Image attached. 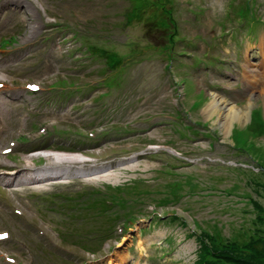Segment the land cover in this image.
Instances as JSON below:
<instances>
[{
  "label": "rangeland",
  "instance_id": "obj_1",
  "mask_svg": "<svg viewBox=\"0 0 264 264\" xmlns=\"http://www.w3.org/2000/svg\"><path fill=\"white\" fill-rule=\"evenodd\" d=\"M231 1L51 0L57 10L29 5L23 11L20 21L45 13L60 27L62 20L73 24L56 31L58 45V39L41 42L28 52L33 42H24L27 47L16 54L17 66L2 67L19 84L24 82L20 72L24 79L61 80L54 92L66 99L60 95L56 110L48 113L52 115L30 122L32 127L43 122L62 125L53 130L46 150L90 156L94 161L83 163L87 170H120L129 161L136 166L111 182L69 177L47 182L43 190L27 184L9 188L29 222L40 224V236L10 212H4L0 230L12 229L26 240L35 264H51V239L55 246H67L65 251L83 254L86 259L68 256L70 264H81L92 257L80 247L88 245L84 236L95 239L96 231H111L133 215L139 218L127 223L124 232L118 228L90 264H198L204 254L198 239L202 230L249 240L254 250L264 251V243L250 239L256 224L262 228L256 207L264 208V0H246L243 13L247 11L250 21L241 30L225 14ZM76 23L90 32L79 34ZM208 47L212 61L204 57ZM217 47L223 49L220 54ZM222 52L229 57L224 59ZM238 61L240 68L234 66ZM237 84L243 85L242 91ZM212 101L218 108L213 115L206 111ZM232 109L249 110L250 117L259 109L261 120L254 112L252 123L241 116L228 126L225 117L235 114ZM172 115L179 126L172 124ZM148 119L154 122L137 124ZM92 130L99 134L95 141L84 135ZM13 137L11 125L4 132V146ZM27 150L18 149L13 165L25 162ZM66 199L77 202L75 210L65 207L74 204ZM105 200L114 204L99 214ZM54 207L65 212H54ZM42 246L48 248L47 255L38 253ZM15 250L19 260L26 258L13 242L0 245V251ZM225 257L238 259L229 253ZM239 257L251 264L249 257Z\"/></svg>",
  "mask_w": 264,
  "mask_h": 264
},
{
  "label": "bare ground",
  "instance_id": "obj_2",
  "mask_svg": "<svg viewBox=\"0 0 264 264\" xmlns=\"http://www.w3.org/2000/svg\"><path fill=\"white\" fill-rule=\"evenodd\" d=\"M206 111H209L211 115L215 113L217 114L218 108L214 101L210 103V106L206 109ZM232 111H234V109H232ZM249 112V110L246 113H240L239 111L235 113L234 111L235 114H229L228 118L225 117V121L228 126L233 125L238 119H240L241 116L245 119L249 118ZM42 153L45 156L48 165L52 166L51 168L46 167L40 169L39 167H36L33 162L34 156L28 155L25 156V163L28 167L32 166L33 171H30L28 167H26L22 172H16L8 177L5 176L4 179L6 183L10 186L22 183L39 185L45 184L42 183L44 181L61 179L66 180L69 177H74L75 179L85 178L84 180H91L93 182H111L118 180L119 175L122 173L121 171H124L125 169L131 170L136 167L131 163L132 161H129L122 163L120 170H111L110 168L98 169L92 167L87 170L84 168L83 163L85 162H83V157L80 154L65 152L58 153L52 151H45ZM38 154L40 153H37V155Z\"/></svg>",
  "mask_w": 264,
  "mask_h": 264
},
{
  "label": "trees",
  "instance_id": "obj_3",
  "mask_svg": "<svg viewBox=\"0 0 264 264\" xmlns=\"http://www.w3.org/2000/svg\"><path fill=\"white\" fill-rule=\"evenodd\" d=\"M261 209L264 211V208L257 205L256 221L262 225V228L257 224L255 225V231L252 230L253 233L251 232L252 235L250 237V239L253 240L252 243H254V241L264 243V214L260 211ZM201 234L198 236V239L201 243V248L204 249V254L201 255L198 264H248L242 262V258L239 257L241 255L249 257L251 264H264V251L259 252L258 249H256L257 251L254 250L249 240L240 242L238 239L232 240L234 238H227L226 236H221L220 233L213 234L212 232L208 235V232H204V230L201 231ZM210 236H212V238ZM225 253L236 255L238 259L230 261L225 257Z\"/></svg>",
  "mask_w": 264,
  "mask_h": 264
}]
</instances>
